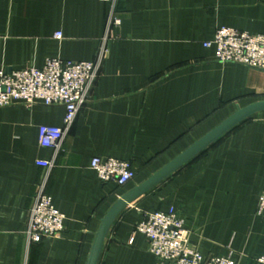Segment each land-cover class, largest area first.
Wrapping results in <instances>:
<instances>
[{
    "label": "crops",
    "instance_id": "crops-1",
    "mask_svg": "<svg viewBox=\"0 0 264 264\" xmlns=\"http://www.w3.org/2000/svg\"><path fill=\"white\" fill-rule=\"evenodd\" d=\"M110 6L101 0H0V70L42 69L50 59L96 60ZM121 25L107 42L88 102L59 153L39 145L41 126L62 127L63 106L0 108V264H87L102 221L123 196L252 104L264 72L222 64L204 44L221 28L264 35V0H116ZM61 33L62 39L55 35ZM94 158L131 164L124 187L102 181ZM38 161H54L51 171ZM65 216L59 237L29 244L39 184ZM264 112L240 124L129 205L98 264H156L137 231L145 213L177 210L205 258L262 264Z\"/></svg>",
    "mask_w": 264,
    "mask_h": 264
},
{
    "label": "built area",
    "instance_id": "built-area-1",
    "mask_svg": "<svg viewBox=\"0 0 264 264\" xmlns=\"http://www.w3.org/2000/svg\"><path fill=\"white\" fill-rule=\"evenodd\" d=\"M110 6L107 32L102 40L97 58L91 62H72L50 59L42 69L26 68L8 72L0 70V108L23 104L32 108L36 104L63 106L66 109L62 127L41 126L39 145L59 153L78 114L88 102L90 93L100 77L103 62L108 54L107 42L113 31L121 25L116 15V0H101ZM58 40L62 34L55 35ZM205 48L216 49V60L222 64H240L264 72V35H252L231 28H221ZM37 165L51 171L54 161H38ZM91 169L104 182H114L120 187L135 178L130 163L115 158H94ZM46 180L38 186L30 209L26 236L29 244H38L59 237L65 229V216L53 206L45 192ZM257 215L264 218V192L260 198ZM155 256L156 264H236L231 257L205 258L192 242L186 219L174 208L167 212L145 213L137 226ZM264 264V256L260 258Z\"/></svg>",
    "mask_w": 264,
    "mask_h": 264
},
{
    "label": "water",
    "instance_id": "water-1",
    "mask_svg": "<svg viewBox=\"0 0 264 264\" xmlns=\"http://www.w3.org/2000/svg\"><path fill=\"white\" fill-rule=\"evenodd\" d=\"M264 112V101L252 104L244 109L239 110L236 114L231 116L184 153L178 156L175 160L157 172L154 176L148 179L139 187L135 188L123 198H121L108 212L102 224L96 234L95 241L92 247L87 264H98L102 249L104 247L108 233L117 220V218L122 214L126 208L136 202L138 199L146 195L148 192L153 190L167 178L172 176L174 173L179 171L182 167L187 165L206 149L212 146L220 138L228 134L231 130L254 117L257 114Z\"/></svg>",
    "mask_w": 264,
    "mask_h": 264
}]
</instances>
